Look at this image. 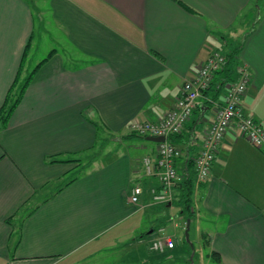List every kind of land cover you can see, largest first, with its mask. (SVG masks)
I'll return each instance as SVG.
<instances>
[{"label":"crops","instance_id":"1","mask_svg":"<svg viewBox=\"0 0 264 264\" xmlns=\"http://www.w3.org/2000/svg\"><path fill=\"white\" fill-rule=\"evenodd\" d=\"M40 43L49 52L32 66ZM213 52L227 57L229 81L247 69L240 107L264 129V0H0V106L19 66L24 78L45 60L0 131V264H264L262 151L230 129L208 179L190 171L198 247H187L174 200L149 205L158 182L142 161L157 144L130 131L164 118ZM226 87L202 94L195 125L175 139L182 180ZM167 225L175 249L151 251Z\"/></svg>","mask_w":264,"mask_h":264},{"label":"built area","instance_id":"2","mask_svg":"<svg viewBox=\"0 0 264 264\" xmlns=\"http://www.w3.org/2000/svg\"><path fill=\"white\" fill-rule=\"evenodd\" d=\"M227 57L219 52H213L197 71L196 76L184 83L179 91L178 99L164 118L154 123L133 122L130 125L132 134L138 137H163L162 143H157L156 159L145 157L142 161L147 177L157 179L158 188L150 190L149 205L171 204L174 191L181 182L175 163L183 151L169 142V138L179 135L189 121L197 100L208 90L216 73L227 67ZM237 78L230 82L221 102L212 101L215 116L214 121L205 130L202 144L194 159L195 180L204 183L210 174L219 144L228 130L246 138L253 147L264 153V129L261 124L244 114L240 101L249 84V74L245 66L237 69ZM143 190L134 186L130 191L129 203L139 206V198ZM140 207H142L140 205ZM159 236L150 245V250L162 253L175 248V242L164 236L165 229L158 230Z\"/></svg>","mask_w":264,"mask_h":264},{"label":"trees","instance_id":"3","mask_svg":"<svg viewBox=\"0 0 264 264\" xmlns=\"http://www.w3.org/2000/svg\"><path fill=\"white\" fill-rule=\"evenodd\" d=\"M43 62L38 64L35 67V69H33L31 72H29V74H27L24 78L21 77L22 76V66L21 65L19 66V69H18L16 76L14 78V81L12 82V84H11V86H10V88H9L5 98H4V101H3L2 105L0 106V131L4 130L7 127L10 117L12 116V114L14 113V111L16 110L18 105L20 104V101L24 95L25 90L27 89V87L30 84V82L32 81L36 71L39 69V67L42 65ZM227 65H229V61H228ZM227 72H231L233 74L234 70L229 68L228 70L224 69L222 72L216 73L215 76H218L216 78L217 83H215V82L211 83L210 87L208 88V90L206 92H204V94H207L208 91H214V90H216V92H218L217 95L220 94L221 91L228 85V82L229 83L232 82V80L229 81V79H228L229 75H227L228 74ZM217 95L215 96V98H217ZM193 116H194V118H192ZM189 121H191V124L188 126V131L190 132L192 130V127L195 125V123L197 121V116H195L194 110L192 112V115H191ZM186 126H184V129ZM175 139H177L178 141L182 140L183 139V131L179 135H174V136L170 137L168 140L172 145L175 146V144H174ZM185 143H186V141H185ZM187 151H188V149H187ZM186 165H187L186 170L188 169V171H186L185 178L183 180H181V182L179 183L178 189L174 193V202H175V204H177V207L180 209V214L186 215L187 219L192 220L194 217V212H193V192H194V182L193 181L194 180L192 179L190 171H192V170L194 171V159L189 158L187 160ZM69 183H70L69 180H65V181L61 182V186L57 189L56 192H58L59 190H62V188ZM162 207L163 208L167 207V204L162 206ZM182 242L186 243V240H182ZM174 249H172V250H174ZM172 250H168V251H172Z\"/></svg>","mask_w":264,"mask_h":264},{"label":"rangeland","instance_id":"4","mask_svg":"<svg viewBox=\"0 0 264 264\" xmlns=\"http://www.w3.org/2000/svg\"><path fill=\"white\" fill-rule=\"evenodd\" d=\"M37 34V33H36ZM47 37V36H46ZM48 52H49V49L48 48H46V47H44V45H42L41 43L39 44V47H38V49H37V55H36V59H35V61H33V63H32V66H34L35 64H36V62L37 61H39V60H41L42 58H43V56H46L47 54H48ZM32 66H31V68H32ZM103 138V137H102ZM102 140H104V139H102ZM102 140H100V144L101 145H99L98 147H95L96 148V150H100V148H101V146H102V144H103V141ZM147 145H149V146H152V147H154V144L152 143V142H147ZM94 148V149H95ZM90 151H92V149H89ZM89 150H86V152H89ZM95 151V150H94ZM96 152V151H95ZM146 154H148V151L147 152H144V153H142L141 155H140V157H143L144 155H146ZM55 161L54 162H62V163H72V162H76L75 160H77V157L76 156H72V155H62V154H59V155H55ZM70 158H73V159H75V160H73V159H70ZM57 159V160H56ZM81 160H83V159H81ZM73 172V170H72V172L71 173H67L66 174V178L64 179V180H66V179H69L70 178V180L71 179H73L74 177H77L78 175H79V172H77V173H74ZM72 177V178H71ZM54 186H55V184H54ZM54 186H53V184H50V188L48 187V188H46V191L47 190H52L53 188H54ZM178 211H180V209L179 208H176ZM177 210H175V212L177 213ZM169 217L170 218H174V215H169ZM161 224H163V226H165L166 225V223H164V221H162L161 222ZM168 227H167V229H166V231L167 232H165V234H164V236L166 237V238H169V236L170 235H172L174 232L171 230V229H169V225H167ZM147 231L146 232H149L151 229H149V228H147L146 229ZM184 231H185V228L182 230V231H180V232H177V234H179V240L181 241L182 239L183 240H186V238H185V235H184ZM160 237V236H159ZM156 238V237H155ZM196 238H195V235H194V232H193V228L191 227V229L189 230V232H188V241L186 240V243H184V244H186V246L188 247V246H190L191 244H193L195 247H198L197 245H196ZM195 261V260H194Z\"/></svg>","mask_w":264,"mask_h":264},{"label":"water","instance_id":"5","mask_svg":"<svg viewBox=\"0 0 264 264\" xmlns=\"http://www.w3.org/2000/svg\"><path fill=\"white\" fill-rule=\"evenodd\" d=\"M164 138L163 137H148L147 141L153 142V143H162L164 142ZM189 226H190V220H187L186 222V227H185V231H184V235L186 240L188 241V231H189Z\"/></svg>","mask_w":264,"mask_h":264}]
</instances>
